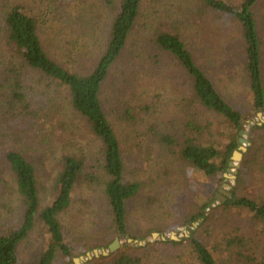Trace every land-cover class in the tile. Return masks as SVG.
<instances>
[{"label": "rangeland", "instance_id": "1", "mask_svg": "<svg viewBox=\"0 0 264 264\" xmlns=\"http://www.w3.org/2000/svg\"><path fill=\"white\" fill-rule=\"evenodd\" d=\"M111 1L118 9L120 0ZM229 1L240 4L244 0ZM15 6L37 18L39 36L49 55L72 72L82 74L90 73L105 53L109 27L117 10L111 8L108 0H0V184L9 187L0 185L1 233L20 225L23 212L13 174L5 161L9 151L23 154L35 166L42 211L54 196V183L66 156H84L97 167L101 147L97 139L90 137L84 119L72 110L68 93L41 80L13 52L3 24L6 13ZM254 11L264 74V0ZM158 31L179 33L197 65L228 101L244 114L251 111L244 41L236 22L205 10L202 0H143L135 30L101 89L103 108L123 154L125 179L142 185L127 207L130 235L144 239L116 237L120 248L114 253L140 246L139 243L142 247L150 244L147 254L152 255L151 264H156L159 257L175 263L184 255L182 248L155 243L172 240L173 236L182 242L193 231L196 238L217 250L219 264H245L246 259L232 255L238 246L231 247L230 241L243 244V256L264 260V233L257 228V222L246 212L219 208L223 203L220 199L226 197L222 190L231 196L235 190L250 199H263L264 171L252 169L242 186L237 185V171L247 152L242 161L234 163L239 168H232L222 182L192 169L181 158L180 146L187 138L222 145L227 140L226 127L220 116L192 98L190 84L180 67L154 44ZM14 72L23 80V98H15L12 92ZM128 112L134 120H126ZM46 119L47 126L42 122ZM256 122L264 123V113L248 121L246 129ZM160 133L174 137L177 145L170 148L161 143ZM241 138L249 142L248 133ZM77 145L83 146L87 155L80 154ZM102 173L99 167L97 174ZM210 199L215 201L206 211L208 220L185 226ZM60 220L67 241L79 254L77 258H87L90 253L93 260L95 250L99 257L103 255L100 249L88 251L110 234L112 216L102 186L79 182L72 204ZM47 240L46 229L37 220L35 229L19 247V264H36ZM183 245L190 243L183 241Z\"/></svg>", "mask_w": 264, "mask_h": 264}, {"label": "trees", "instance_id": "2", "mask_svg": "<svg viewBox=\"0 0 264 264\" xmlns=\"http://www.w3.org/2000/svg\"><path fill=\"white\" fill-rule=\"evenodd\" d=\"M203 8L213 14L227 16L236 22L242 32L245 47L246 72L249 79V92L251 99L249 106L251 111L244 114L231 104L209 76L197 65L195 57L188 49L185 41L177 32L158 31L154 36V44L164 53H167L180 67L182 76L190 84L193 97L204 108L216 113L223 119L227 140L222 145H210L202 143L196 138H187L180 146V156L207 177H214L218 181L225 180L232 156L240 147L239 140L242 131L249 134V146L245 154V161L237 171V185H245L246 176L252 169L258 168L264 171V123L256 122L246 129L248 121L264 113V74L262 70V42L259 26L255 14V8L260 0H244L242 3H234L229 0H202ZM111 8L112 1L108 0ZM143 0H120L119 8L112 17L109 36L105 53L88 74L72 72L69 68L52 58L39 36V24L36 17L21 6L11 8L4 17V29L9 39V45L13 52L23 63L41 76V80L50 81L56 90H62L69 95L74 113L80 115L90 129V137L97 139L101 147L100 159H96L98 165L88 163L87 159L77 156H66L63 160L54 185V196L50 204L40 211L41 197L35 166L21 153L9 151L5 156L6 164L13 174L17 197L22 201V219L16 228L0 232V264H19V247L28 235L35 229L39 220L45 227L48 240L45 249L36 258V264H74V259L79 256L76 249L67 241L60 216L71 206L72 197L76 185L84 180L88 185L102 186L112 216L110 234L105 236L103 242L88 249L109 251L110 244L116 237L121 239L131 238L128 230V203L141 191L139 182H128L125 179V162L120 148L119 140L115 134L101 100V89L109 75V71L123 52L129 37L135 30ZM3 27L0 26V34ZM16 74L12 83V92L15 98H23L20 90L23 87L21 76ZM3 77L0 73V85ZM60 92V91H59ZM127 121L135 118L129 116ZM48 125L47 119L42 121ZM44 129V128H41ZM160 142L170 148L177 145L174 137L160 133ZM47 141V136L46 140ZM80 154L87 155L83 146L77 145ZM96 155V157H97ZM102 156V158H101ZM102 162V163H101ZM103 173L98 175V168ZM4 182V181H2ZM9 189L6 183L0 184ZM53 194V193H52ZM215 200L204 203L198 215H194L191 221L184 225L188 228L201 219L207 221V209L212 208ZM219 208L230 211L239 210L248 213L258 229L264 233V198L250 199L244 195L232 191V198L221 203ZM191 230V229H190ZM142 241L143 237H134ZM183 241L190 245L184 246ZM178 241H158L156 246L181 247L184 255L175 263L164 261L159 257L156 264H219L216 251L207 242L195 237L194 232L189 239ZM231 243V244H230ZM238 246L233 256L246 259L245 264H262L264 260L243 256L240 252L243 244ZM150 244L144 247L132 245L123 251L110 253L107 257L89 260L86 264H151L152 255L147 254ZM240 253V254H239ZM85 255V253H82Z\"/></svg>", "mask_w": 264, "mask_h": 264}, {"label": "water", "instance_id": "3", "mask_svg": "<svg viewBox=\"0 0 264 264\" xmlns=\"http://www.w3.org/2000/svg\"><path fill=\"white\" fill-rule=\"evenodd\" d=\"M259 116H261V114H259ZM244 134H245L244 131H242L240 133V135H244ZM239 143H240L241 146L239 147V149L237 151L234 152V154L232 156V161L229 163V169H228L227 173H230L232 168H235V167L239 168V166H236L234 163L242 161L243 154L247 152V146L249 145V142L247 140L243 139V138H240ZM225 177L227 178L226 174H225ZM221 192L224 193L225 196H226V197L220 199L221 202H223V203H225L229 198L232 197L230 193H227L224 190H222ZM154 236H157V234H154ZM163 240H165V239L163 238ZM172 240L173 241H178V239L176 237H174V236L172 237ZM130 242H132V240H130ZM139 244H140V246L142 245V243H139ZM119 248H120V241L117 238L109 246V251L107 252V251L103 250L102 254H103V256H108L109 253H114ZM94 255L96 257H99V255H100L99 251L95 250L94 251ZM92 258H93L92 254L88 253L87 254V258H85V257L75 258L74 259V263L75 264H85L87 261L91 260Z\"/></svg>", "mask_w": 264, "mask_h": 264}]
</instances>
